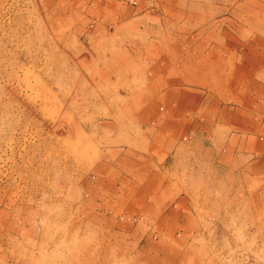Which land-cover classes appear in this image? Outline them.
<instances>
[{
    "label": "rangeland",
    "instance_id": "374dc122",
    "mask_svg": "<svg viewBox=\"0 0 264 264\" xmlns=\"http://www.w3.org/2000/svg\"><path fill=\"white\" fill-rule=\"evenodd\" d=\"M0 264H264V0H0Z\"/></svg>",
    "mask_w": 264,
    "mask_h": 264
}]
</instances>
